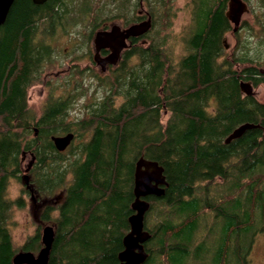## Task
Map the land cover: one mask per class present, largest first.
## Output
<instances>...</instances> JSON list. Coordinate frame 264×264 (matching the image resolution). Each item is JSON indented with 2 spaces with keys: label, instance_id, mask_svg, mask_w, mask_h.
Returning <instances> with one entry per match:
<instances>
[{
  "label": "trees",
  "instance_id": "trees-1",
  "mask_svg": "<svg viewBox=\"0 0 264 264\" xmlns=\"http://www.w3.org/2000/svg\"><path fill=\"white\" fill-rule=\"evenodd\" d=\"M191 1L189 24L171 36L168 22L157 26L172 13L171 0H142L151 28L131 38L105 76L74 66L46 85L36 115L28 89L56 61L59 37L76 29V60L92 61L97 30L116 18L128 25L145 16L136 13L139 0H14L0 26V264L42 246L39 225L20 247L10 231L13 206L23 207L24 199L6 191L10 179L21 182L23 152L33 160L34 190L63 193L55 210L40 215L54 227L47 264L119 263L141 156L157 161L167 181L163 196L147 197L145 264H249L254 238L264 236V102L239 83H263L264 71L247 42L237 54L226 50L228 0ZM255 1L262 8L258 27L247 30L263 43L264 0ZM78 23L81 28H71ZM143 39L148 42L140 44ZM80 97L85 112L68 120ZM245 122L258 127L225 143ZM68 132L72 142L58 151L51 136Z\"/></svg>",
  "mask_w": 264,
  "mask_h": 264
},
{
  "label": "water",
  "instance_id": "water-1",
  "mask_svg": "<svg viewBox=\"0 0 264 264\" xmlns=\"http://www.w3.org/2000/svg\"><path fill=\"white\" fill-rule=\"evenodd\" d=\"M45 1L32 0L35 4H42ZM13 2L14 0H0V26L4 24ZM247 11L248 7L244 0H228L226 17L232 23V32L238 31L241 17ZM151 26V16L147 15L146 19L132 23L127 27L121 28L118 24H111L108 28L97 30L93 38V59L100 67V71H106L108 65H116L122 51L129 45L128 40L143 35ZM223 42L225 48H227L228 44L225 39H223ZM101 49H108L109 52L105 56H101ZM239 85L243 93L253 94V87L249 82L240 81ZM255 127H258V125L250 122L242 123L234 128L224 141L228 143L233 139L239 138L247 129ZM73 138L74 134L72 132L51 136V140L58 151L65 150ZM24 155L25 153L23 152L21 160H23ZM32 161L29 162L25 172L29 171ZM163 171V167L157 161L146 159L142 156L135 163L134 200L131 203L134 212L128 218L129 231L123 237V249L118 254V264H144L147 258L144 243L150 238V233L144 229V217L150 207V203L146 197L163 196L164 188L167 186ZM21 182L24 188L29 191L31 200H34V188L30 183V176L26 173L22 174ZM34 218L36 217L34 216ZM53 235V226L44 225L41 232L42 247L37 252L19 250L13 255V264H47Z\"/></svg>",
  "mask_w": 264,
  "mask_h": 264
},
{
  "label": "rangeland",
  "instance_id": "rangeland-1",
  "mask_svg": "<svg viewBox=\"0 0 264 264\" xmlns=\"http://www.w3.org/2000/svg\"><path fill=\"white\" fill-rule=\"evenodd\" d=\"M244 1L247 4L248 11L242 15L240 27L238 31H236L235 33L228 32L225 34V42L228 44V47L226 48V50H228L229 53H231L233 50L235 52L234 54H237L239 50L241 49L243 43L247 42L248 47L251 48L250 49L251 58H254V59L260 58V62H262V66L260 70L264 71V42L262 43L261 39L254 37L253 34L249 33V31L247 30V29H250V27H252L253 30H255L258 27V25L255 22V15H256V12L261 11L262 8L259 6V3H257L255 0H244ZM171 3H172V13L167 19H164L161 21L159 19L157 21V26L161 22H168L169 24L168 31L171 36H174L182 32L183 30H185V28L189 24L190 19H191V9L193 8V2L191 0H171ZM141 8H143L144 10L146 9L145 5H142V7H140L139 5L136 13H138L139 10H141ZM144 19H146V17ZM111 22L107 24L111 25V24L122 23L120 20H118V18H116L115 20ZM81 27H82V23H78L75 25V27H71V28H81ZM74 32L77 33L76 29L75 31L72 29L71 33L67 31L66 36L64 37L61 36L57 39L56 50H57L58 55L55 58L56 61H53L51 64H49V67H46V69L43 71L42 77L39 80V82L33 84L28 89V94H27L28 106L31 109H33L36 115H39L42 104L47 96V86L46 85L55 83V82L59 83L68 74V70L65 71V69L67 68V64L77 62L76 60L77 56H75L76 55L75 53L78 50L76 49V52L72 51V46H75L77 44V41L79 40L80 36L75 35L76 33ZM139 42L140 44H146L148 40L143 39V40H140ZM54 44H55V41L53 45ZM175 47H176L175 51H177L179 47L178 43L175 44ZM256 50H257V54H256ZM89 51L93 56L94 48H93V43L91 41H90ZM64 52H68L70 54L64 57L62 55V53ZM258 52L260 54L259 57L257 56ZM86 64H88L87 68L94 69V72L96 74L105 76L108 73V71L101 72L99 66L97 65L93 66V63L87 61V58L85 57L80 61L79 67L82 68V66ZM90 82H93V81H90ZM253 91L255 92V95H254L255 98L260 102H264V82L256 86H253ZM59 94H60V91L58 90L57 95ZM101 95L102 93L99 92L98 96H101ZM84 102H86L84 97H80L76 101V104L73 110L70 111V114L67 117L68 120L70 119L74 120L78 116H81L83 112H85L84 108L83 109L81 108V106L84 105ZM167 116H168L167 111L161 112V120L163 123L166 121ZM30 161H31V155L25 154L23 157V161H20L19 175L26 173L27 175L30 176L28 171L25 172V169L28 166ZM6 193L11 199H14V198L16 199L18 197H22L24 199L23 207L13 206L12 218H11V221L9 222L10 231H11L14 244L17 247H20L25 241V239L34 233L36 226L38 225V222H39L38 215L36 216V218H34L33 216L34 208L32 207L31 198L29 196V193L24 189V185L21 182H19V180L15 178L10 179L8 181ZM46 224L51 225V223H46ZM41 232H42V224L40 225V234ZM249 264H264V236L262 234H258L254 238V242H253V245L250 251Z\"/></svg>",
  "mask_w": 264,
  "mask_h": 264
},
{
  "label": "flooded vegetation",
  "instance_id": "flooded-vegetation-1",
  "mask_svg": "<svg viewBox=\"0 0 264 264\" xmlns=\"http://www.w3.org/2000/svg\"><path fill=\"white\" fill-rule=\"evenodd\" d=\"M143 2H142V0H139V4H140V7H142V4ZM143 10V11H142ZM139 15L140 16H142V15H145V17H147V15L149 14L147 11H146V9L144 10L143 8H141V10H139ZM144 17V18H145ZM144 18H140L138 21H136V22H139V21H141V20H143ZM136 22H134V23H136ZM130 24H132V23H130ZM130 24H128V25H130ZM118 25H120V27L121 28H123V27H127L128 25H124L123 23H120V24H118ZM110 26V25H109ZM108 28V27H107ZM93 38H94V34H93ZM93 38H92V40H91V42L93 43ZM225 39V38H224ZM128 42H129V44L131 43V38L128 40ZM93 48H94V45H93ZM109 52V50L108 49H101L100 50V55L101 56H105L107 53ZM123 52V51H122ZM94 54V53H93ZM88 56V55H87ZM88 59H89V56H88ZM87 59V61H89V62H93V65H97L96 63H95V61H94V59L92 58V61H91V59H89L88 60ZM81 61V60H80ZM80 61H77V62H73V63H68L67 64V68L65 69V71L66 70H68V73H69V71H70V69L72 68V67H74V66H77V67H79V64H80ZM98 66V65H97ZM109 66L110 65H108L107 66V69H109ZM88 67V64H86V65H84V66H82V68H87ZM45 76H46V74H45ZM44 76V77H45ZM241 81H246V80H241ZM246 82H249L251 85H252V87H253V84H252V82L251 81H246ZM245 94V93H244ZM246 95H248V94H246ZM250 95H252V96H254L255 95V92L253 91V94H250ZM21 161H23V160H21ZM30 180H31V176H30ZM26 190V189H25ZM28 191V190H27ZM28 193H29V191H28ZM34 195H35V198H34V200H31L32 201V207L34 208V212H33V214H34V216L36 217L37 215H38V225L40 226L41 224H42V228H43V226L44 225H47L46 223H50V222H43L42 220H41V218H40V215H41V213H42V211L46 208V207H52V208H54V210H55V208L60 204V202H61V200H62V196H63V193H61V192H59V193H56V194H54V195H46V194H43V192H40L39 190H34ZM29 196H30V194H29ZM146 199H147V197H146ZM48 225H50V224H48ZM52 225V224H51ZM53 226V225H52ZM54 228V227H53ZM145 229V228H144ZM40 238H41V234H40ZM41 240V239H40ZM42 245V244H41ZM144 245H145V243H144ZM42 247V246H41ZM40 247V248H41ZM145 248V251H146V247H144ZM147 252V251H146ZM151 257V255H150V253H148L147 252V258H150ZM146 258V259H147ZM146 261V260H145ZM144 264H145V262H144Z\"/></svg>",
  "mask_w": 264,
  "mask_h": 264
}]
</instances>
